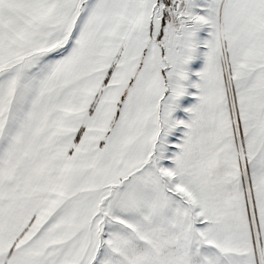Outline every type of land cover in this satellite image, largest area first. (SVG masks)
<instances>
[{
    "label": "snow or ice",
    "instance_id": "6c2138e0",
    "mask_svg": "<svg viewBox=\"0 0 264 264\" xmlns=\"http://www.w3.org/2000/svg\"><path fill=\"white\" fill-rule=\"evenodd\" d=\"M0 264H264V0H0Z\"/></svg>",
    "mask_w": 264,
    "mask_h": 264
}]
</instances>
